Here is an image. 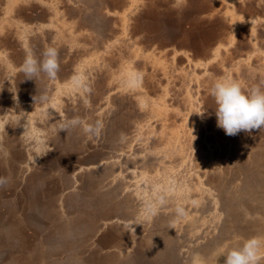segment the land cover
<instances>
[{"label":"rangeland","instance_id":"obj_1","mask_svg":"<svg viewBox=\"0 0 264 264\" xmlns=\"http://www.w3.org/2000/svg\"><path fill=\"white\" fill-rule=\"evenodd\" d=\"M47 46L58 78L26 80ZM218 78L264 87V0H0V264H224L264 236V131L217 127Z\"/></svg>","mask_w":264,"mask_h":264},{"label":"clouds","instance_id":"obj_2","mask_svg":"<svg viewBox=\"0 0 264 264\" xmlns=\"http://www.w3.org/2000/svg\"><path fill=\"white\" fill-rule=\"evenodd\" d=\"M59 71L60 53L54 46H47L40 57L29 49L23 64L19 67V72L23 73L26 80L39 79L42 75L49 80H56ZM80 79L74 77L77 82ZM210 95L216 104L217 127L223 129L227 136L234 137L241 132L250 134L253 131H264V87L255 85L246 93L239 82L218 78L211 88ZM41 99L44 100L46 97ZM75 127H81L88 136H98L103 125L100 122L89 124L79 117L61 124L63 131ZM8 182V178L0 177V187L6 186ZM160 203H164L163 199ZM176 212L178 217L187 215L182 207H178ZM262 261L264 236L244 239L241 245L227 251L224 257V264H261ZM198 264H203V261H199Z\"/></svg>","mask_w":264,"mask_h":264},{"label":"bare ground","instance_id":"obj_3","mask_svg":"<svg viewBox=\"0 0 264 264\" xmlns=\"http://www.w3.org/2000/svg\"><path fill=\"white\" fill-rule=\"evenodd\" d=\"M10 176V175H9ZM9 194H10V192H9ZM14 194V192H12V194H11V196ZM7 197V196H6ZM7 201V200H6ZM52 201H50V202H48V203H46V205L47 206H49V205H52V204H50ZM32 206H33V204H31ZM31 206V207H32ZM35 207V206H34ZM9 211V210H8ZM16 209L15 208H12V209H10V211H9V214H10V218H9V221H7L8 222V225H10V227H11V230H18L19 231V227H18V223H17V217L15 216H13L12 214H15L16 212ZM1 215V214H0ZM12 215V216H11ZM47 216V215H46ZM0 219H1V216H0ZM4 220V219H3ZM3 226H4V224H3ZM10 250H12V249H10ZM9 250V251H10ZM8 251V253H9V255L10 254H13L12 253V251H10L9 252ZM40 257H41V255L40 254H36L35 256H34V258H33V260H40Z\"/></svg>","mask_w":264,"mask_h":264},{"label":"crops","instance_id":"obj_4","mask_svg":"<svg viewBox=\"0 0 264 264\" xmlns=\"http://www.w3.org/2000/svg\"><path fill=\"white\" fill-rule=\"evenodd\" d=\"M204 5H202V7H206L208 4L207 3H203Z\"/></svg>","mask_w":264,"mask_h":264}]
</instances>
